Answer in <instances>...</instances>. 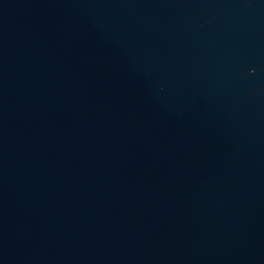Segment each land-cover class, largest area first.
<instances>
[{"label": "water", "instance_id": "water-1", "mask_svg": "<svg viewBox=\"0 0 264 264\" xmlns=\"http://www.w3.org/2000/svg\"><path fill=\"white\" fill-rule=\"evenodd\" d=\"M0 264H264V0H0Z\"/></svg>", "mask_w": 264, "mask_h": 264}]
</instances>
